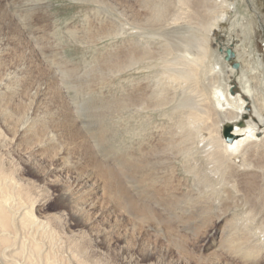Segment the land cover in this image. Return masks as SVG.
Instances as JSON below:
<instances>
[{"label": "bare ground", "instance_id": "1", "mask_svg": "<svg viewBox=\"0 0 264 264\" xmlns=\"http://www.w3.org/2000/svg\"><path fill=\"white\" fill-rule=\"evenodd\" d=\"M30 1L0 0V264H239L240 255L264 264V243L257 237L264 235V56L248 53L256 48L252 41L239 49L243 93H235V71L225 70V57L212 43L234 0H89L110 6L115 18H100L84 34L71 30L77 41L116 39L128 24L129 34L140 37L123 40L85 70L33 69V49L25 51L20 28L35 20L29 11L39 0ZM253 23L247 14L237 35L251 40ZM10 55L24 61L35 79L21 91L27 103H20L19 67L12 69ZM133 69L147 75L125 76ZM62 82L82 94L95 91L85 111L89 133L101 148L107 135L129 128L135 139L130 152L118 154L114 163L96 154ZM180 90L186 94L177 101ZM44 98L52 106L50 116L37 113L35 101ZM170 108H177L173 117L159 121L155 113L166 117ZM78 138L82 154L72 144ZM74 154L77 167L87 172L74 174ZM102 207L122 221L125 211L131 214L133 230H139L135 241L126 234L118 237L122 244H110L90 227ZM237 215L250 222L243 221L238 237L228 223ZM151 228L171 246L145 244L142 235ZM189 242L195 248L183 249Z\"/></svg>", "mask_w": 264, "mask_h": 264}, {"label": "rangeland", "instance_id": "2", "mask_svg": "<svg viewBox=\"0 0 264 264\" xmlns=\"http://www.w3.org/2000/svg\"><path fill=\"white\" fill-rule=\"evenodd\" d=\"M41 1H38V4H36V9H31L29 12L34 13L35 12V20H28L27 22L24 23V21H21V24L24 23L20 28L23 30L25 33V51L30 52L29 49L31 50L32 53H28L31 58V64L34 67L37 68H47L51 70L54 69H60L64 67H70L75 65L74 67H78L81 70H85L86 68L90 67L91 64H96L100 60V58L104 55H106L110 50L115 49V47L120 46L122 41L128 38H139L140 35H134V34H129L133 33L131 30V26L128 24L126 26V30L120 37H116V39L112 40H105L104 42H101L97 45H88V43L77 41V39L72 37L70 31H76L80 34L86 33L88 30H92L96 27V24L100 22V18L107 19L108 17H114L115 18V12L113 13L112 10H110V6H100V4L91 2L89 0H44V2L41 4ZM236 3V7L232 5V9L228 14V18L222 20V22L217 26V28L214 30V40L212 41L213 43V48L217 51L218 55L220 56H226L225 53V48L227 45H230L233 50L235 51L236 55L235 58L231 61H227L225 58L224 61L226 63L225 70L227 68L228 71L231 69L235 72H232L231 78H230V83H231V88L234 90L235 93H243L242 87H241V80L240 78L242 77V60L239 57V49L242 50V48H248L251 44V41L253 42L252 46H256V48H252V51L249 50L248 53L251 54H262L264 56V0H254V3L250 2V0H234ZM30 5H34L35 0L29 2ZM48 4V5H47ZM45 5V7H42ZM29 6V5H28ZM13 12V11H11ZM259 12V13H258ZM39 13V14H38ZM257 13V14H256ZM101 14V16H100ZM240 14V15H239ZM250 16L251 20H254L253 23V29L255 30L251 34V40L249 38V35H247L245 38H241L237 35L240 25L239 21L243 20L245 16ZM40 15L41 17H46L43 18V21L37 20L36 17ZM232 16V17H231ZM236 16V17H235ZM45 20V21H44ZM93 21V22H92ZM263 21V22H262ZM96 22V23H95ZM238 22V23H237ZM182 23V22H181ZM51 24V25H50ZM185 23H183V26ZM91 25V27H90ZM76 28V29H75ZM236 28V29H235ZM87 29V30H86ZM238 30V31H237ZM51 31V32H50ZM237 31V32H236ZM135 33V32H134ZM124 35V36H123ZM126 35H129L125 37ZM69 36V37H68ZM142 37V36H141ZM15 39L14 45L12 49H16V42H18V35L16 33L14 34ZM27 40V41H26ZM23 46V45H22ZM15 47V48H14ZM19 48V45H18ZM240 50V51H241ZM34 51V52H33ZM33 54H35L33 56ZM36 56V57H35ZM222 56V57H223ZM11 59L14 61L13 65L11 66L12 69L15 67H19V70L17 71L16 75V80L18 81V84L16 83V88L18 89L17 92L21 93L20 96V103H27L28 96L25 94V92H21L26 86L29 85L30 79H34L29 70L25 67L24 61H22L19 57L10 55ZM38 58V60H37ZM62 59L61 63L60 60ZM64 59V60H63ZM40 60V62H39ZM34 61L37 62L36 65ZM67 61L69 62L68 66H66ZM33 62V63H32ZM234 62H238L239 66L236 68L233 66ZM38 65V66H37ZM45 66V67H44ZM230 69V70H229ZM148 71V70H147ZM59 73V71H55ZM142 74L145 76L147 75L146 71H138V70H131L126 73L125 76L127 77H137L135 78L136 80L140 79ZM241 75V76H240ZM58 78L62 81V77L58 76ZM35 80V79H34ZM114 84L109 83L110 87H115L116 84L115 82H118V80L111 79ZM110 80V81H111ZM132 78H130L128 81H131ZM60 81V82H61ZM207 82V80H206ZM62 86L61 88L65 91L66 97L71 101V105L73 107V110H75V118L77 122L79 123L80 129L82 132L87 136L88 141L93 145L95 148L96 154L100 158H103L104 161L108 163H114V159L118 156L120 153L124 152H130L131 146L135 139H133V134L129 133V128H125L123 132H118L117 134L112 135H107L102 143V148L100 144L93 138L91 137L89 130L87 128L88 124V115L85 111V108L87 107L89 98L94 95V90H90V94L86 93H80L78 92L75 88L73 87H68V83H61ZM106 85V84H105ZM201 87V82L197 84V86ZM105 87H103L104 89ZM108 88V90H109ZM42 89V88H41ZM32 90V89H31ZM106 90V89H104ZM16 91V90H15ZM108 92V91H107ZM93 94V95H92ZM183 94H186V91L180 90L178 92V99L179 101L180 98H182ZM100 95V93H99ZM102 95V92H101ZM85 96V98H84ZM191 97V96H189ZM75 101V102H73ZM249 101V114L255 116V113L253 111V102L251 99H248ZM38 103V107H36L37 113L40 116H50L48 112L52 110V106L50 103L44 98L42 101H35ZM252 105H251V104ZM84 108V109H83ZM177 108H170L169 112L166 117H162L160 112H156L155 115L159 121L167 120L177 112ZM252 111V112H251ZM129 114V115H128ZM127 116L131 117V114L128 113ZM116 115V114H115ZM35 117V114H32L31 117ZM84 122V123H83ZM133 122V120H130V124ZM110 123V122H109ZM262 124V123H260ZM85 125V126H84ZM86 127V129H85ZM264 128L261 126V129ZM118 130H121L118 127ZM53 133V131L51 132ZM56 138L58 139L57 142L61 143L60 139L61 137L59 135H56ZM80 141V143H79ZM78 142V143H77ZM72 141V144L77 148V151H80L82 154L83 151L85 150L81 140L78 138V141ZM63 144H66V140H63ZM81 144V145H80ZM78 146V147H77ZM100 148H99V147ZM106 147V148H105ZM82 148V150H80ZM61 150L65 152V147L61 145ZM130 154V153H129ZM103 155H109L108 159L104 157ZM50 156H53L50 154ZM75 156V157H74ZM74 156L70 157L72 159V163L75 166H79L77 159V154H74ZM69 159V160H70ZM114 165V164H112ZM180 169L182 170L183 175L184 169H183V163H179ZM73 169L74 174L78 173V170L81 172H87L86 170H81L77 167V169ZM51 203V202H50ZM105 208V206H104ZM104 208H101V213L98 215L92 214V221L90 227H94L99 229L102 232V236L108 237L106 240L110 244H122L123 240L118 239L122 235H128V238L131 240H134L137 238L139 235V230L135 229L133 230V218H131V214L129 212H126L123 214L125 220H118V216L115 214H108ZM107 208V205H106ZM111 207H109L110 209ZM108 209V210H109ZM114 209V208H111ZM99 211V212H100ZM117 213L121 214V209H117ZM234 214V210L230 213V216ZM241 214V213H240ZM239 217L241 219H239ZM116 218V220H115ZM127 223H126V222ZM243 221H245L247 224L250 223L247 218H243L241 215H237L234 218H232L228 223L232 227H236L237 229H234L233 232L237 235L238 237V231L239 226L242 225ZM123 223V224H122ZM254 224V223H253ZM264 224V223H263ZM257 231L259 230L257 225L255 224ZM219 227V226H218ZM217 227V228H218ZM226 227V226H225ZM103 228V229H102ZM217 228L215 227V230L213 229L211 231V236L210 238L213 239L215 237ZM251 228V227H250ZM233 229V228H232ZM239 229V230H238ZM252 229V228H251ZM232 230H229L231 232ZM88 232H91V229L88 230ZM240 232V231H239ZM194 232H185L184 234L189 236L190 241L194 242L195 236L192 234ZM149 234V235H148ZM192 234V235H191ZM192 237V238H191ZM257 237L263 241L264 243V235L257 233ZM124 238V237H122ZM142 238L145 242V244H160L161 247H167L171 246L169 244L167 237L164 235H160L157 233V231L152 230V228L147 232V234H143ZM116 239V240H115ZM192 239V240H191ZM111 241V242H110ZM196 241V240H195ZM184 244L183 249L186 248V250H192L195 248L196 244ZM161 243H163L161 245ZM186 246V247H185ZM174 247V246H173ZM189 247V248H188ZM174 247L172 249L173 255L178 256L179 252L178 249ZM180 251V249H179ZM240 255V254H239ZM243 255H240V258L236 261L237 263H246V264H255V258L254 257H242ZM242 260V261H241ZM249 260V261H248ZM253 260V261H252ZM246 261V262H245Z\"/></svg>", "mask_w": 264, "mask_h": 264}, {"label": "water", "instance_id": "3", "mask_svg": "<svg viewBox=\"0 0 264 264\" xmlns=\"http://www.w3.org/2000/svg\"><path fill=\"white\" fill-rule=\"evenodd\" d=\"M225 53H226L225 59L227 61H231V60H233L235 58V51L232 49L231 46H227L226 47ZM233 66L237 68L239 66V63L238 62H234Z\"/></svg>", "mask_w": 264, "mask_h": 264}]
</instances>
